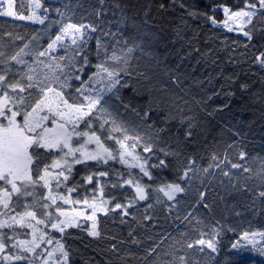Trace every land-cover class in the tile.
Instances as JSON below:
<instances>
[{"label":"snow or ice","instance_id":"6c2138e0","mask_svg":"<svg viewBox=\"0 0 264 264\" xmlns=\"http://www.w3.org/2000/svg\"><path fill=\"white\" fill-rule=\"evenodd\" d=\"M100 3L99 9H93L100 17L97 22L73 19L77 9L83 8L79 0H67L56 7L55 18L48 14L51 6L45 7L42 0H32L30 15L13 10V2L8 0L7 15L38 21L44 30L58 27L49 33L46 43L42 42V33H34L14 52L0 51V65H3L0 68V264H73L71 246L64 239L73 233L67 230L76 227L97 240L108 238L99 213L111 218L113 223L119 218L120 224L127 225L128 236L111 234L108 245L111 254L101 249L103 260H93L91 264H131L127 258H135L140 251L133 250V245L142 246L143 264H209L215 259L213 253L220 254L221 239L228 230L237 234V238L229 242L234 251L226 257L227 264H247L253 259L252 252L264 256V228L252 230L251 227L252 219L264 216V155L253 159L241 147L238 157L242 162L238 163L230 159L226 148L222 157L213 152L212 163L204 167L194 149L185 157L183 165H178L176 179L151 184L143 180L140 173L151 180L155 175L153 169L170 163L159 157L158 163H151L154 150L165 156L169 153L181 156L189 145L197 144L207 130L195 116L189 115L181 117L183 132L172 133L168 123L163 127L156 125L151 104L141 112L125 103L123 89L132 84L125 77L133 75L130 59L134 58L136 44L125 40L112 45L105 40L106 35L113 33L100 26L103 13L111 10L115 15V10L107 5V0ZM242 4L222 5L226 17L222 22L217 21L215 15L209 18L213 24L222 23L229 30L243 33L245 54L252 44L257 54L250 63L256 65L253 71L258 70L262 78L259 99L264 102V50H260L264 49V0H242ZM124 7L115 5L122 17ZM5 34L12 36V33ZM93 40L95 49L91 46ZM121 43L123 46L118 47ZM93 52L97 61L95 71L88 68L93 64L90 58ZM143 75L145 80H151L147 74ZM172 78L177 84L181 83L179 74ZM253 85L254 81L245 80L240 87L255 100L257 93ZM131 91L135 93L136 87L132 86ZM129 109L131 113L125 115ZM233 131L240 135L236 129ZM109 140L114 144H109ZM172 143L176 144L175 149ZM90 144L95 147L90 148ZM235 144L233 141L228 148ZM138 146L150 155H142L137 151ZM89 160L108 165L107 170L95 174L99 177L109 176L113 170L109 160H118L129 169L139 168L140 172L125 174L115 169L114 175L119 179L102 182L99 196L95 195L97 188L93 186L91 196L73 201L68 194L75 191L76 186L67 183L73 165ZM212 167L226 178L236 193L231 202L219 194L208 198L205 179L215 178L214 173L210 174ZM86 179L92 182L93 174H88ZM108 183L112 189L130 185L135 192L124 200L117 199L111 192L106 196ZM220 183L224 184L225 179ZM61 185L68 194L60 190ZM190 191L197 194L194 205L207 209L206 215L197 216L196 223L189 220L190 229L175 236H158L146 231L137 234L138 229H146L147 222L156 218L155 206L167 208L169 214L174 210L178 213L184 200L179 194ZM217 199L222 201V206L217 205ZM58 200L87 205L91 211L68 209L58 204ZM140 201L145 202L144 212L138 214L135 209ZM190 216L191 212L184 219ZM233 216L239 221L232 222ZM241 223H248V228L240 227ZM17 226L30 229V234L18 231ZM48 228L58 230L63 236L47 231ZM29 235L30 238L18 239ZM141 236L152 243H145ZM215 264L221 261L215 260ZM260 264H264V260Z\"/></svg>","mask_w":264,"mask_h":264},{"label":"trees","instance_id":"16d2710c","mask_svg":"<svg viewBox=\"0 0 264 264\" xmlns=\"http://www.w3.org/2000/svg\"><path fill=\"white\" fill-rule=\"evenodd\" d=\"M66 2L67 0H42L45 7L51 6L48 14L52 18L57 15L55 8ZM79 2L83 4V8L77 9L76 15L73 17L74 20L84 19L100 22V17L93 10L101 7L100 0H79ZM116 4L125 6L123 17L120 11L115 9ZM224 4L230 7L243 6L242 0H107V5L115 10V15L111 10L103 13V22L100 26L106 30L110 29L113 33L112 36L106 35L105 40L111 42L112 45H116L117 41L125 40L129 44L133 42L136 44L134 58L130 59V70L133 75L125 77L132 82L128 88L123 89L125 103L141 112L151 104V115L156 125L163 127L165 123H168L172 133H176L178 130L183 132V128L180 127L181 117L189 115L195 116L200 121L202 128L207 130L200 137L199 142L189 145L181 156L171 153L165 156L164 153L154 150L155 154L151 155V163H158V157L166 159L170 163L153 169L155 175L151 180L140 173L147 183L176 179L178 165H183L185 157L194 149L201 157L204 167H208L209 163H212L213 152L222 157L226 148L230 159L238 163L242 162L238 157V149L241 147L248 151L253 159L258 155H264V102L259 99L262 78L258 70L253 71L256 69V65L250 63L257 52L253 50L252 44H249L245 54L246 38L243 35L222 29L219 26L220 23H212L209 17L213 15L217 21L222 22L225 19L222 11ZM16 6L19 11L27 13L28 0H16ZM56 27L58 25L44 30V26L41 24H31L0 16V51L14 52L28 42L29 37L34 33H42V42L46 43L49 33L55 31ZM259 30L258 24L257 35H259ZM5 33H12V36ZM17 37L22 39H17ZM91 46L95 49L94 40L91 42ZM117 46L123 45L121 43ZM257 48H259V44H257ZM90 58L93 64L88 68L95 71L94 65L97 61L94 52ZM2 67L3 65H0V68ZM87 74L88 70L86 69L83 74L85 79ZM143 74L150 76L151 80H145ZM176 74H179L180 84H177L172 78ZM245 80L254 81L253 86L257 93L255 100L250 99L249 95L241 89L240 84ZM132 86L137 89L135 93L131 91ZM231 93H235V95ZM220 104L228 106L218 108L217 106ZM130 113L131 109L125 115ZM94 127H98V125H94ZM233 129L239 131L240 135L237 136ZM233 141H236V144L228 148V145ZM108 143L114 144V141L109 140ZM171 147L175 149L176 144L172 143ZM137 151L144 156L150 155L143 152L142 146H138ZM108 164L113 165V170L106 177H99L95 174L98 171L107 170L108 165L88 162L73 168L67 183L69 186L73 184L76 186L75 191L71 192L74 200L82 199L86 195L91 196L93 186L98 190L102 182L119 179L114 175L115 169L125 171V174L128 171L140 172L138 168L129 169L118 160H109ZM86 165L90 167H86ZM211 173L215 174V178L210 176L205 179V184L209 189L208 198L211 199L219 194L231 202L236 197V193L227 184L226 178H223L215 167L210 169ZM88 174H93L92 182L87 181ZM221 179H225L224 184L220 183ZM125 189L128 191L125 192ZM61 191L67 193L64 185L61 186ZM110 192L121 200L134 193L128 186L122 185L112 189L111 184L108 183L105 185V195L107 196ZM179 195L184 197V200L179 205L178 213L174 210L169 214L167 208L155 206L156 218L147 222L146 229H138L137 234L146 231L158 236H168L169 234L175 236L180 231L190 229L189 220L194 224L197 216L206 215L207 209L194 205L197 198L195 192L190 191L187 194ZM27 199L31 200L32 197ZM144 205L143 201L136 206L135 210L138 211V214L144 212ZM217 205L222 206V201L217 199ZM189 212H191V216L185 220L184 216ZM99 216L102 217V227L109 233V237L104 240H97L80 228L73 227L67 230L73 233L71 236L64 237L67 245L71 246L73 264H91L93 260L102 261L101 249L105 254H111L108 247L111 234L121 237L128 236V227L120 224L119 218L113 223L111 218H104V214H99ZM127 219H131V217ZM230 220L236 222L239 221V218L233 216ZM248 226V223L240 224V227L245 229ZM251 227L252 230L264 228V216L257 215L255 219H252ZM53 234L63 236L62 233L53 232ZM235 238H237V234L228 230L222 236L220 254L213 253L215 259L209 264H215V260H220L221 264H227L226 257L233 251L229 242ZM141 239L144 237L141 236ZM144 242L152 243L146 239ZM131 247L133 250L139 249L140 251L135 258L128 257L127 259L131 260V264H143L142 246L133 245ZM207 251L211 252V249H207ZM262 260L264 259L253 257L247 264H260Z\"/></svg>","mask_w":264,"mask_h":264},{"label":"rangeland","instance_id":"374dc122","mask_svg":"<svg viewBox=\"0 0 264 264\" xmlns=\"http://www.w3.org/2000/svg\"><path fill=\"white\" fill-rule=\"evenodd\" d=\"M12 2H13V10L18 11V12H21V11H19V10L17 9V6H16V0H12ZM0 4H2V6H0V16L5 17V18H10V19H16V20H19V21H22V22L31 23V24H40L38 21L23 19V18H21L20 16L12 17V16L7 15V14H6V9H7V5H8V0H0ZM31 4H32V0H28V11H27V13H24L25 15H30V14H31ZM222 11H223V8H222ZM223 12H224V11H223ZM224 15H225V14H224ZM225 18H226V17H225ZM219 26H220L222 29L229 30V28L224 27L222 23H220ZM230 31H232V30H230ZM233 32H235V33H237V34H239V35H243V33H241V32H236V31H233ZM74 139H79V138H74ZM89 147H90V148H94V147H95V144H90ZM53 151H55V150H53ZM77 155H79V153H77ZM88 162H97V161H91V160H89V161H83V162L80 163V164L88 163ZM77 165H79V164H75V165H73V168H74L75 166H77ZM138 169H139V168H138ZM53 170L56 171L57 169H53ZM54 183H55V182H54ZM61 186H62V185H61ZM61 186H60V190H61ZM125 186H128V187L131 188L130 185H125ZM131 189L135 192V190H134L133 188H131ZM42 191H46V189H43ZM65 194H68V193H65ZM68 195H70V199H72V200L74 201L73 197L71 196V193L68 194ZM95 195H97V196L100 195L99 190L96 191V194H95ZM162 195H163V193H162ZM140 202H143V201H140ZM57 203L60 204V205H62L63 207L68 208V209H72V208H77V209H79V208H84L86 211H89V212L91 211V209L88 208L87 205H83V204H77V203H74V202H73V203L65 204L63 200H58ZM53 208H54V206H53ZM99 214H103V213H99ZM99 214H98V215H99ZM57 215H58V214H57ZM81 219L83 220L84 217H81ZM87 224H90V221H89V222H86V225H87ZM41 227H43V226H41ZM17 228H18V231H20V232H22V233H25V232H26V233H29V234H30V232H31V230H30V229H27V228H21L20 226H17ZM47 231H49V232H51V233H53V232H57V233H59L58 230H53V229H51V228H48ZM23 238H30V235L27 236V237H25V236H20V237H18V239H23ZM54 243H55V242H54ZM48 247H51V246H48ZM232 250H233V249H232ZM233 251H234V250H233ZM250 255H251L252 257H259V258L264 259V256L257 255L255 252L250 253Z\"/></svg>","mask_w":264,"mask_h":264}]
</instances>
